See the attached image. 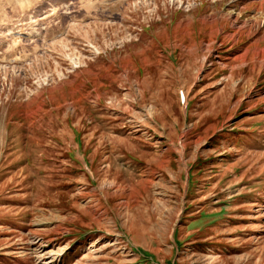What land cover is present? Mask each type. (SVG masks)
<instances>
[{"label":"rangeland","instance_id":"1","mask_svg":"<svg viewBox=\"0 0 264 264\" xmlns=\"http://www.w3.org/2000/svg\"><path fill=\"white\" fill-rule=\"evenodd\" d=\"M263 2L0 0V264H264Z\"/></svg>","mask_w":264,"mask_h":264},{"label":"trees","instance_id":"2","mask_svg":"<svg viewBox=\"0 0 264 264\" xmlns=\"http://www.w3.org/2000/svg\"><path fill=\"white\" fill-rule=\"evenodd\" d=\"M178 244V243H177ZM179 245V244H178ZM148 258V257H147Z\"/></svg>","mask_w":264,"mask_h":264},{"label":"bare ground","instance_id":"3","mask_svg":"<svg viewBox=\"0 0 264 264\" xmlns=\"http://www.w3.org/2000/svg\"><path fill=\"white\" fill-rule=\"evenodd\" d=\"M264 3V2H263Z\"/></svg>","mask_w":264,"mask_h":264}]
</instances>
